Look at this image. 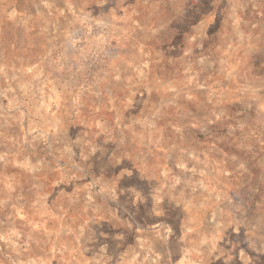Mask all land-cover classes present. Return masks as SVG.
Instances as JSON below:
<instances>
[{"label": "clouds", "instance_id": "9594fccd", "mask_svg": "<svg viewBox=\"0 0 264 264\" xmlns=\"http://www.w3.org/2000/svg\"><path fill=\"white\" fill-rule=\"evenodd\" d=\"M0 264H264V0H0Z\"/></svg>", "mask_w": 264, "mask_h": 264}]
</instances>
